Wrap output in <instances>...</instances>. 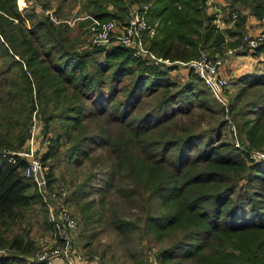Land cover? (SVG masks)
<instances>
[{"label":"trees","instance_id":"16d2710c","mask_svg":"<svg viewBox=\"0 0 264 264\" xmlns=\"http://www.w3.org/2000/svg\"><path fill=\"white\" fill-rule=\"evenodd\" d=\"M23 1L0 0V250L8 251L0 264H42L29 259L36 247L21 230L28 211L44 208L53 227L24 161L4 158L24 148L34 113L51 135L43 160L80 164L103 152L98 196L80 210L86 226L114 229L132 264H153L145 252L152 242L162 245L157 264H264V159L250 156L264 150V108L252 110L255 118L240 114L244 140L235 146L222 138L226 120L193 71L178 82L175 65L148 63L116 43L76 50L66 20ZM205 1L88 0L83 23L125 24L134 7L148 5L146 20L157 27L144 35L148 50L187 62L200 51L223 54L225 34L238 46L248 15L264 16V0H226L229 15L235 7L249 12L237 11L236 30L219 31ZM262 52L264 43L254 55ZM241 81L232 111L247 89L264 87V72Z\"/></svg>","mask_w":264,"mask_h":264},{"label":"rangeland","instance_id":"374dc122","mask_svg":"<svg viewBox=\"0 0 264 264\" xmlns=\"http://www.w3.org/2000/svg\"><path fill=\"white\" fill-rule=\"evenodd\" d=\"M21 1V0H20ZM26 1L24 4L26 7H35L36 11L40 14L46 15L43 10H49L52 11L53 16L56 17L59 21L62 22L66 20L69 23V37L71 40L76 44L75 49L80 51H90L93 50V46L91 45V38L92 33L87 30L86 27L88 24L83 23L85 22L84 19L86 17L85 12V4L88 0H81L79 2H74L73 0H65L67 1V8L65 9V13H57L55 10H53L52 7H43V2L38 0H24ZM23 1V2H24ZM224 7L220 2L215 3L216 7L222 9L227 8L228 4L226 0H222ZM42 3V4H41ZM139 5V4H138ZM134 5V6H138ZM139 7V6H138ZM228 10L226 12H229L231 8H227ZM236 12H240L241 16L248 15L249 9L247 8H240L235 7L233 8ZM214 12L209 13L210 15H213ZM49 16V15H46ZM215 16V14L213 15ZM50 17V16H49ZM216 17V16H215ZM251 16L248 15L247 18V25L248 29L246 30L245 26L242 29L240 33V41L239 45L236 46V40L237 37H229L227 34H225L224 39L225 42L228 43L227 49L225 52L222 53H215L213 55H217L223 59L226 57H233L236 55H249L254 61H257L259 64V69L255 72L262 73L264 72V52L257 55V57L251 53H249L245 47H242V41L245 34L248 33V35H255L257 34L261 29L262 26H257V23L253 20L252 25L249 22ZM264 17V16H263ZM222 19L225 23L224 25H217L219 31H225V30H236L234 24L237 21H232L230 18L229 13L222 15ZM251 19H257L255 17H251ZM129 20V19H128ZM251 21V20H250ZM255 22V23H254ZM157 24V23H156ZM254 24V25H253ZM157 27L154 26V29L156 30ZM238 39V40H239ZM242 40V41H241ZM234 42V43H233ZM109 46V45H108ZM107 46V47H108ZM148 46V45H147ZM146 46V47H147ZM236 46V47H235ZM148 49V48H147ZM231 51L233 54L228 55L227 53ZM207 52V51H206ZM211 54V53H209ZM163 65L164 63H159ZM169 65V64H167ZM170 66V65H169ZM176 66V65H175ZM2 67V61L0 59V68ZM178 67V66H176ZM179 69V70H178ZM176 71L171 72V76L175 79L180 81H184L186 78L187 72H189L184 67L179 66ZM17 70V69H14ZM244 76H246L244 74ZM227 77V76H226ZM230 84L229 89L227 93L228 98V104L229 107L231 106V103L234 102L235 98L239 95L240 90L242 88V81L241 78H230L227 77ZM200 87L204 90L208 89L204 86L203 83L200 84ZM209 96L212 98V106L219 110L220 113L217 116L218 119L225 121V113L223 108L220 106V104L217 103V101L212 97L210 92L208 91ZM264 94V87H255V88H249L246 90L245 94L243 93L240 95L237 99L236 103V109L229 111V119L231 121V124L229 122L225 121V127L223 129V139L230 141L231 143L235 144V146L240 145V141L244 140L243 137H240L238 135V127H237V121L241 120L240 114L244 115L246 118H255L256 117V111L252 110H261L264 108V99L262 98V95ZM252 102H255L251 106ZM239 112V113H238ZM216 117V118H217ZM42 123L40 122V127ZM40 135H43V132H39ZM51 135L49 134V138ZM38 148H37V154L41 158L43 164L47 167L48 172L52 175V179L54 180L53 183H51L52 186H60L64 187L68 191V196H70L71 199L68 198L64 201V207L67 208L68 213L74 218L76 221V228L70 233L71 236V246L75 251L81 252V253H87V254H96V256H93L97 258L100 262L103 264H132V261L128 258L127 253L125 250H123V245L120 242L119 237L115 234L114 229H112L109 226H99L89 223L90 225H87L86 219H84V215L86 214V211L80 210V205H83L86 200H91L92 198H97L96 190L97 188L102 184L103 181H101L100 177V164L97 159L101 158L103 152L101 150H97L95 153H93V161H96L97 163L94 165L92 160L85 159L80 164H73L66 158H59V159H50V160H43L44 154H46V151L49 147L44 146V141L40 137L37 138ZM253 155H264V150L262 149H253L250 151V156ZM23 173V172H22ZM85 196L83 197V195ZM73 194V196H72ZM108 203V202H107ZM58 204H56L57 207ZM55 206V205H54ZM79 206V207H78ZM47 210L46 206H44ZM59 210L60 206L58 207V210H55V214H58L56 219H59ZM109 210V209H108ZM48 214V210H47ZM108 214V212H106ZM28 215V220L24 221L21 227V230H25L27 232L28 236L32 241H34L36 251L33 256L29 257L30 260H36V253L39 251V248L42 246L44 248H48L50 250L56 249L58 246H60V242L58 239L54 238V233L52 230L49 229V227L46 225V214L44 211V208L36 206L32 211H28L26 213ZM49 217V214H48ZM87 230V231H85ZM92 230H94V233L91 234ZM89 242V244H88ZM165 242L163 243L164 246ZM146 254L149 257V259L153 262V264H157L154 261V254H156L158 248L162 247V245H156L152 242L151 245L146 244ZM8 254V251L6 250H0V256Z\"/></svg>","mask_w":264,"mask_h":264},{"label":"built area","instance_id":"2783aa9c","mask_svg":"<svg viewBox=\"0 0 264 264\" xmlns=\"http://www.w3.org/2000/svg\"><path fill=\"white\" fill-rule=\"evenodd\" d=\"M73 1L79 2L81 0ZM221 1L206 0L205 4L208 11L215 12L214 23L222 26L225 23L222 20L224 19L222 18V9L215 5V3ZM148 9V5L134 7L130 13L129 20L125 24H118L115 20L101 22L95 18H90L88 29L92 33L91 45L97 48H104L114 41L116 44L130 49L135 57L144 59L148 63L157 65L163 62L164 64L181 66L193 71L208 89L212 97L223 108L225 119L231 124L229 119L230 107L227 98L230 82L226 76L221 74V69L227 57L223 59L217 55H210L206 51H200L197 58L187 62H169L157 57L147 49L144 42L145 34L152 36L155 32L154 26L150 25L146 20ZM42 12L49 15L53 21H57L52 11L42 9ZM230 18L232 21H235L238 18V13L232 12ZM251 20H254L257 26H262V29L257 34L248 35L247 33L243 37L246 50L254 55L257 48L264 43V17ZM227 54L232 55L233 53L229 51ZM255 56L257 57V55ZM40 128V120L36 118L34 113L32 128L24 148L19 152H4L6 153L4 158L9 162L14 163L16 159L24 161L23 175L33 183L38 194L41 196L42 202L48 210L49 221L53 225L54 238L60 242V246L53 250L41 246L35 255L36 261L42 264H103L97 258L87 253L75 251L71 246L70 233L76 228V221L68 213L67 208L64 207L68 191L64 187H54L50 184L48 169L37 154L36 144L38 137L41 136L45 147H49L50 145L49 136L44 137L40 135ZM252 158L264 159V155H253ZM56 204H58L57 207ZM59 206V219H56L58 214L54 212L58 210Z\"/></svg>","mask_w":264,"mask_h":264},{"label":"crops","instance_id":"0c3cea01","mask_svg":"<svg viewBox=\"0 0 264 264\" xmlns=\"http://www.w3.org/2000/svg\"><path fill=\"white\" fill-rule=\"evenodd\" d=\"M222 4V6L224 7L223 2H220ZM49 4L50 7L53 8V10H55L57 13H65V9L67 8L66 4L67 1L65 0H49ZM222 8V13L223 15L226 14L228 12H226L228 9L227 8ZM68 9V8H67ZM226 10V11H225ZM207 13H211L210 11H208L206 9ZM214 12V11H213ZM215 14V12L213 13V15ZM251 17L249 19V22L251 23ZM245 28L246 30H249L247 23H245ZM115 43L114 41L112 42V44ZM264 59V58H263ZM259 64L257 61H254L251 56L249 55H236L233 57H227L225 59V63L221 69V74L230 78H237V79H242L244 77H252L254 75H260L261 73L255 72L256 70H258L259 68ZM179 70V69H178ZM189 71V70H188ZM188 73H185L186 78L188 76ZM244 74L246 76H244ZM38 142L36 144V147L38 148Z\"/></svg>","mask_w":264,"mask_h":264}]
</instances>
